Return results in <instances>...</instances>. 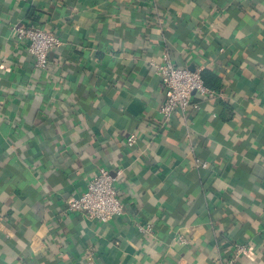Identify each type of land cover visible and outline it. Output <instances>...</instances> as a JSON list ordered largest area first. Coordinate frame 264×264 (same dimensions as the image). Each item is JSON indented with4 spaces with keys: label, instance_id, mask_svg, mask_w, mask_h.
I'll return each mask as SVG.
<instances>
[{
    "label": "crops",
    "instance_id": "obj_1",
    "mask_svg": "<svg viewBox=\"0 0 264 264\" xmlns=\"http://www.w3.org/2000/svg\"><path fill=\"white\" fill-rule=\"evenodd\" d=\"M30 23L62 41L46 70ZM165 52L221 81L185 117L159 111ZM98 168L107 223L65 212ZM235 243L264 264V0H0V264H220Z\"/></svg>",
    "mask_w": 264,
    "mask_h": 264
},
{
    "label": "built area",
    "instance_id": "obj_2",
    "mask_svg": "<svg viewBox=\"0 0 264 264\" xmlns=\"http://www.w3.org/2000/svg\"><path fill=\"white\" fill-rule=\"evenodd\" d=\"M15 35L25 44V51L33 60V67L36 70H46L48 66V53L62 46V41L54 32L41 27L38 24L30 23L25 26L15 25ZM155 73L162 80L164 87V101L159 111L165 118L172 116L185 117L193 106V96L212 97L216 93L208 89L202 80L199 69L189 70L180 68L173 64L168 53H164L159 63L151 62ZM137 135L131 133L126 138L128 147H133L137 142ZM197 168L208 169L209 163L199 158H193ZM116 177L106 168H98L97 174L87 183L85 191L75 197L66 200V213L80 212L90 220L107 223L114 218L124 214V207L118 196L116 188ZM143 233H152L151 226H138ZM176 241L186 245L188 240L178 236ZM234 255L227 261L220 264H236L237 260L244 256L250 257V249L245 244L235 243Z\"/></svg>",
    "mask_w": 264,
    "mask_h": 264
},
{
    "label": "trees",
    "instance_id": "obj_3",
    "mask_svg": "<svg viewBox=\"0 0 264 264\" xmlns=\"http://www.w3.org/2000/svg\"><path fill=\"white\" fill-rule=\"evenodd\" d=\"M201 77L204 85L208 89L214 91L215 93L220 89L221 81L219 78H217L216 74L212 73L209 70H204L201 72Z\"/></svg>",
    "mask_w": 264,
    "mask_h": 264
}]
</instances>
